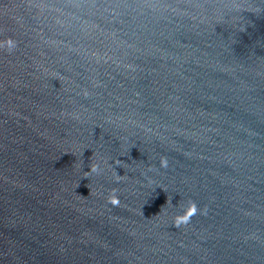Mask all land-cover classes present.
Here are the masks:
<instances>
[{"label": "water", "instance_id": "95a60500", "mask_svg": "<svg viewBox=\"0 0 264 264\" xmlns=\"http://www.w3.org/2000/svg\"><path fill=\"white\" fill-rule=\"evenodd\" d=\"M0 264H264V0H0Z\"/></svg>", "mask_w": 264, "mask_h": 264}, {"label": "clouds", "instance_id": "9594fccd", "mask_svg": "<svg viewBox=\"0 0 264 264\" xmlns=\"http://www.w3.org/2000/svg\"><path fill=\"white\" fill-rule=\"evenodd\" d=\"M8 45L9 50H11L14 47L15 42L11 39L8 38V40L5 42ZM119 163V159L116 161ZM162 164L164 166H167V159L162 158ZM97 166H93L91 169L92 171H95ZM119 200L116 197L112 198V203H118ZM183 211L178 212L175 214L174 217V225L178 228L181 224L188 223L192 216L195 215L198 211L201 212V214L206 215L207 214V206L205 205L203 208H199L198 205L194 201L188 202L186 205H181L180 206Z\"/></svg>", "mask_w": 264, "mask_h": 264}]
</instances>
